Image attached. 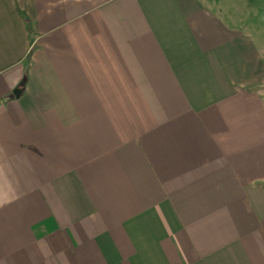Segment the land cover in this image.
<instances>
[{
	"label": "crops",
	"instance_id": "crops-1",
	"mask_svg": "<svg viewBox=\"0 0 264 264\" xmlns=\"http://www.w3.org/2000/svg\"><path fill=\"white\" fill-rule=\"evenodd\" d=\"M0 264H264V0H0Z\"/></svg>",
	"mask_w": 264,
	"mask_h": 264
},
{
	"label": "trees",
	"instance_id": "trees-1",
	"mask_svg": "<svg viewBox=\"0 0 264 264\" xmlns=\"http://www.w3.org/2000/svg\"><path fill=\"white\" fill-rule=\"evenodd\" d=\"M28 61L26 62V70H25V76L27 75V69L29 68V58L27 59Z\"/></svg>",
	"mask_w": 264,
	"mask_h": 264
},
{
	"label": "water",
	"instance_id": "water-1",
	"mask_svg": "<svg viewBox=\"0 0 264 264\" xmlns=\"http://www.w3.org/2000/svg\"><path fill=\"white\" fill-rule=\"evenodd\" d=\"M14 94H15V96H18V94H19V90H16V91L14 92Z\"/></svg>",
	"mask_w": 264,
	"mask_h": 264
}]
</instances>
